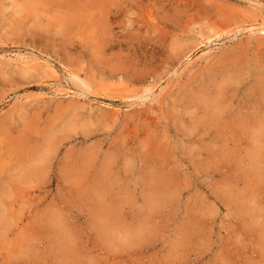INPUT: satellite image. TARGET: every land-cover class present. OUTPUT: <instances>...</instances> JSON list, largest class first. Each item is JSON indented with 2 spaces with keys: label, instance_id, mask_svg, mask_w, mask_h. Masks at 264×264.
<instances>
[{
  "label": "rangeland",
  "instance_id": "obj_1",
  "mask_svg": "<svg viewBox=\"0 0 264 264\" xmlns=\"http://www.w3.org/2000/svg\"><path fill=\"white\" fill-rule=\"evenodd\" d=\"M0 264H264V0H0Z\"/></svg>",
  "mask_w": 264,
  "mask_h": 264
},
{
  "label": "bare ground",
  "instance_id": "obj_2",
  "mask_svg": "<svg viewBox=\"0 0 264 264\" xmlns=\"http://www.w3.org/2000/svg\"><path fill=\"white\" fill-rule=\"evenodd\" d=\"M256 152V151H255Z\"/></svg>",
  "mask_w": 264,
  "mask_h": 264
}]
</instances>
